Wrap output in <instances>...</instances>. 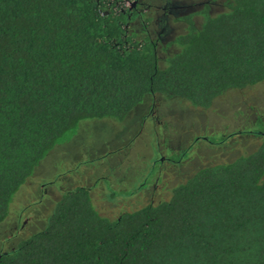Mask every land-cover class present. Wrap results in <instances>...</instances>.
<instances>
[{"label":"trees","instance_id":"16d2710c","mask_svg":"<svg viewBox=\"0 0 264 264\" xmlns=\"http://www.w3.org/2000/svg\"><path fill=\"white\" fill-rule=\"evenodd\" d=\"M129 1L0 0V225L82 121L123 122L150 96L209 109L264 83V0H227L215 17L220 0H207L200 26L180 19L187 32L169 44L180 51L166 69L151 19ZM0 264H264V141L118 220L97 210L90 188L66 190L47 227Z\"/></svg>","mask_w":264,"mask_h":264},{"label":"rangeland","instance_id":"374dc122","mask_svg":"<svg viewBox=\"0 0 264 264\" xmlns=\"http://www.w3.org/2000/svg\"><path fill=\"white\" fill-rule=\"evenodd\" d=\"M212 4L211 15L226 11ZM151 19L159 42L160 68L180 51L168 47L187 32L180 19L198 14L207 0H130ZM167 48V49H166ZM264 83L217 98L209 109L185 100L150 96L123 122L85 120L76 136L54 149L16 194L7 222L0 225V253L43 231L66 190L87 187L97 210L111 220L156 205L199 170L255 152L264 136ZM208 139L216 144H210Z\"/></svg>","mask_w":264,"mask_h":264}]
</instances>
